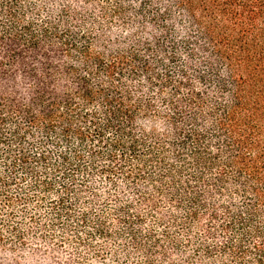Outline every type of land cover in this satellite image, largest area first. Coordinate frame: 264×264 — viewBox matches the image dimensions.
Listing matches in <instances>:
<instances>
[{
    "label": "trees",
    "instance_id": "16d2710c",
    "mask_svg": "<svg viewBox=\"0 0 264 264\" xmlns=\"http://www.w3.org/2000/svg\"><path fill=\"white\" fill-rule=\"evenodd\" d=\"M0 264H264V0H0Z\"/></svg>",
    "mask_w": 264,
    "mask_h": 264
}]
</instances>
